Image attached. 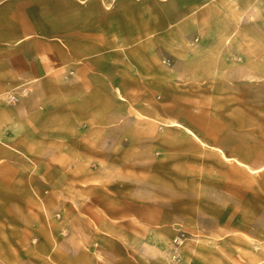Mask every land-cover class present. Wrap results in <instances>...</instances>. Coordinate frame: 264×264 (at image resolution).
<instances>
[{"label": "crops", "instance_id": "0c3cea01", "mask_svg": "<svg viewBox=\"0 0 264 264\" xmlns=\"http://www.w3.org/2000/svg\"><path fill=\"white\" fill-rule=\"evenodd\" d=\"M263 11L264 0H0V264H166L183 228L143 187L125 188L143 172L126 144L155 140L126 126H157L159 110L190 125L174 94L237 82L231 59L254 44L237 35ZM168 158L175 172L188 157ZM181 254L199 264L188 244Z\"/></svg>", "mask_w": 264, "mask_h": 264}, {"label": "rangeland", "instance_id": "374dc122", "mask_svg": "<svg viewBox=\"0 0 264 264\" xmlns=\"http://www.w3.org/2000/svg\"><path fill=\"white\" fill-rule=\"evenodd\" d=\"M250 19L253 21L246 22L237 37L253 39L254 44L239 47V55L231 59L245 69L237 72V82L215 90L191 86L187 95L174 94V117H188L190 125L172 126L167 111L159 110L157 126L146 124L148 118L126 126V133L133 137L141 134L155 139L126 144L127 150L141 151L143 172L136 174L137 181L129 178L125 188L129 190L131 182L143 187V195L166 203L175 214L183 228L178 234L183 241L177 264L182 260L181 248L187 244L191 251L198 250L199 264H214L213 259L216 264H264V169L252 173L225 159L236 152L239 159L253 161L254 169L264 164V11ZM245 48L248 57L243 54ZM164 64L171 65L167 60ZM245 73L248 76L241 75ZM171 153H184L186 166L173 163L177 168L172 172L168 164L174 160L168 158Z\"/></svg>", "mask_w": 264, "mask_h": 264}, {"label": "built area", "instance_id": "2783aa9c", "mask_svg": "<svg viewBox=\"0 0 264 264\" xmlns=\"http://www.w3.org/2000/svg\"><path fill=\"white\" fill-rule=\"evenodd\" d=\"M5 101L9 105H14L19 101V98L16 95H7ZM183 241V237L178 236L173 240L174 250L172 251L167 264H177L180 261V256L178 254V248L180 247Z\"/></svg>", "mask_w": 264, "mask_h": 264}]
</instances>
